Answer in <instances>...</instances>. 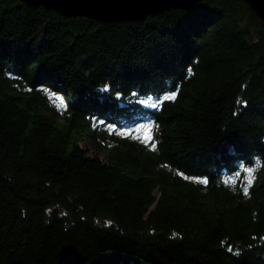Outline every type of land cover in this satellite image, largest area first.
<instances>
[{"label":"trees","instance_id":"16d2710c","mask_svg":"<svg viewBox=\"0 0 264 264\" xmlns=\"http://www.w3.org/2000/svg\"><path fill=\"white\" fill-rule=\"evenodd\" d=\"M0 264H264V23L244 0L117 23L0 0Z\"/></svg>","mask_w":264,"mask_h":264},{"label":"water","instance_id":"95a60500","mask_svg":"<svg viewBox=\"0 0 264 264\" xmlns=\"http://www.w3.org/2000/svg\"><path fill=\"white\" fill-rule=\"evenodd\" d=\"M203 0H21L44 6L66 18L86 17L101 23L141 21L171 9L186 10ZM264 23V0H244Z\"/></svg>","mask_w":264,"mask_h":264},{"label":"rangeland","instance_id":"374dc122","mask_svg":"<svg viewBox=\"0 0 264 264\" xmlns=\"http://www.w3.org/2000/svg\"><path fill=\"white\" fill-rule=\"evenodd\" d=\"M50 103L56 108V110H61L64 106L63 102L59 97H53V95L49 94ZM63 104V105H62ZM137 128L141 134L142 141L149 145L152 139V126L149 123H143V121L136 122ZM81 145L89 152L90 155L98 157L102 160L108 161V156L100 149H98L92 142H88L86 140L81 141Z\"/></svg>","mask_w":264,"mask_h":264},{"label":"snow or ice","instance_id":"6c2138e0","mask_svg":"<svg viewBox=\"0 0 264 264\" xmlns=\"http://www.w3.org/2000/svg\"><path fill=\"white\" fill-rule=\"evenodd\" d=\"M175 93H173V95H174ZM153 147H155V145H153Z\"/></svg>","mask_w":264,"mask_h":264}]
</instances>
